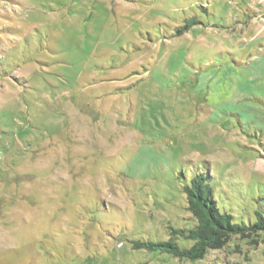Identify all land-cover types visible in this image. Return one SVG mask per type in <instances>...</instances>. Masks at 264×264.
Segmentation results:
<instances>
[{"label": "rangeland", "instance_id": "374dc122", "mask_svg": "<svg viewBox=\"0 0 264 264\" xmlns=\"http://www.w3.org/2000/svg\"><path fill=\"white\" fill-rule=\"evenodd\" d=\"M198 175L264 226V0H0V264H264V229L134 249Z\"/></svg>", "mask_w": 264, "mask_h": 264}, {"label": "trees", "instance_id": "16d2710c", "mask_svg": "<svg viewBox=\"0 0 264 264\" xmlns=\"http://www.w3.org/2000/svg\"><path fill=\"white\" fill-rule=\"evenodd\" d=\"M185 30V28H183ZM183 29L178 30L182 34ZM187 200V210L191 213L195 225L191 229L169 228V239L162 242H136L134 249L149 252H163L179 260H200L208 251L222 249L234 236H250L251 233L264 229L263 223L245 226L232 221V217L221 212L212 198L210 187L203 176L192 178L190 185L183 189ZM193 242L188 249L179 247L176 240Z\"/></svg>", "mask_w": 264, "mask_h": 264}]
</instances>
